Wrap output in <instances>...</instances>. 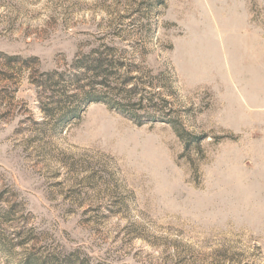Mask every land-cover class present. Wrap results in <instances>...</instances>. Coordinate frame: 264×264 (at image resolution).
<instances>
[{
    "label": "rangeland",
    "instance_id": "rangeland-1",
    "mask_svg": "<svg viewBox=\"0 0 264 264\" xmlns=\"http://www.w3.org/2000/svg\"><path fill=\"white\" fill-rule=\"evenodd\" d=\"M103 45L166 120L86 103L53 127L7 61ZM68 255L264 264V0H0V264Z\"/></svg>",
    "mask_w": 264,
    "mask_h": 264
},
{
    "label": "trees",
    "instance_id": "trees-1",
    "mask_svg": "<svg viewBox=\"0 0 264 264\" xmlns=\"http://www.w3.org/2000/svg\"><path fill=\"white\" fill-rule=\"evenodd\" d=\"M7 61L8 64L19 61L21 70H26L30 76L35 75V79L29 83L36 94L41 113L44 118L54 121L53 127L62 125L67 118L76 115L79 107L86 103H104L122 112L130 109L137 111L144 106L152 113L149 111L142 116L152 121L156 117L166 120L164 117L168 116L166 113L156 114L160 105L154 100L166 102L159 92H147V88L153 87L145 81H140L139 88L137 84L129 87L132 78L128 76V71L121 72L126 65L116 47L103 45L88 54L78 55L69 68L63 71H40L39 61L34 57L22 60L19 57H7ZM129 116L136 117L131 113ZM175 122L167 121L172 125ZM174 128L177 131V127ZM61 264L87 263L68 255Z\"/></svg>",
    "mask_w": 264,
    "mask_h": 264
}]
</instances>
